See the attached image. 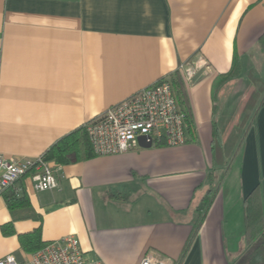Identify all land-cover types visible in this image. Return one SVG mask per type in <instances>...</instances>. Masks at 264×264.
Here are the masks:
<instances>
[{
	"label": "crops",
	"instance_id": "crops-1",
	"mask_svg": "<svg viewBox=\"0 0 264 264\" xmlns=\"http://www.w3.org/2000/svg\"><path fill=\"white\" fill-rule=\"evenodd\" d=\"M263 33L264 0H0L7 159L38 158L179 64L208 66L185 84L193 122L185 145L51 163L60 169L57 190L35 192L23 179L8 190L27 204L12 211L3 193L0 258L29 259L34 252L19 241L38 230L35 248L74 236L97 264H138L146 255L235 264L246 249L245 197L258 188L264 202ZM231 140L238 143L228 154ZM6 225L12 235H3Z\"/></svg>",
	"mask_w": 264,
	"mask_h": 264
},
{
	"label": "built area",
	"instance_id": "built-area-1",
	"mask_svg": "<svg viewBox=\"0 0 264 264\" xmlns=\"http://www.w3.org/2000/svg\"><path fill=\"white\" fill-rule=\"evenodd\" d=\"M200 63V64H199ZM199 60L179 64L177 72L190 85L199 70L207 69ZM168 78L136 92L100 116L84 124L85 135L92 154L97 157L117 156L138 146L143 137L151 146L179 147L189 142L186 115L181 110ZM59 168L43 158L7 159L0 155V196L26 179L35 192L57 190ZM0 264H97L87 259L74 236H67L47 244L19 262L13 256L0 258ZM138 264H164L163 260L146 255Z\"/></svg>",
	"mask_w": 264,
	"mask_h": 264
},
{
	"label": "trees",
	"instance_id": "trees-1",
	"mask_svg": "<svg viewBox=\"0 0 264 264\" xmlns=\"http://www.w3.org/2000/svg\"><path fill=\"white\" fill-rule=\"evenodd\" d=\"M258 48L262 51L264 55V33L261 34L258 40ZM234 74V71L226 75L225 80L230 79ZM172 86L173 92L178 102L177 105L180 106L181 110L185 113L187 121V133L190 135L193 130V122L191 119V112L188 102V97L186 93V86L181 78V75L176 71L170 77H167ZM224 81V80H223ZM264 87V85H263ZM262 88V87H261ZM261 93L264 92V89H261ZM246 124H244L245 126ZM84 125L63 136L55 144H53L47 152L43 154V158L52 163L53 165H66L73 162H77L82 159H88L93 156L91 148H89V143L85 135ZM229 144L226 146L228 154L232 153L236 147L237 141L234 140L228 141ZM214 147L218 150L220 148V140L215 136L214 138ZM227 154V155H228ZM5 192V204L7 208L12 211L14 208H20L26 205V199L24 196L17 197L13 190H6ZM4 192V193H5ZM260 191L258 188L252 190L245 197L244 200V241H245V251L242 255L236 260L235 264H264V202L262 199ZM214 190H209L201 200L197 208L198 221L197 226L200 225V221L208 211L212 200H213ZM31 216V215H30ZM33 217V216H31ZM1 231L4 236L12 235L14 232L11 225H6L1 228ZM39 240L38 230L32 234L25 235L20 238V245L24 251L27 252H36L44 248L49 243L40 244L35 248V245ZM35 248V249H34Z\"/></svg>",
	"mask_w": 264,
	"mask_h": 264
},
{
	"label": "water",
	"instance_id": "water-1",
	"mask_svg": "<svg viewBox=\"0 0 264 264\" xmlns=\"http://www.w3.org/2000/svg\"><path fill=\"white\" fill-rule=\"evenodd\" d=\"M151 143L150 142H146V139L143 138V137H140L138 139V145L140 148H143V149H148V148H151Z\"/></svg>",
	"mask_w": 264,
	"mask_h": 264
},
{
	"label": "rangeland",
	"instance_id": "rangeland-1",
	"mask_svg": "<svg viewBox=\"0 0 264 264\" xmlns=\"http://www.w3.org/2000/svg\"><path fill=\"white\" fill-rule=\"evenodd\" d=\"M263 93V92H262ZM233 153H234V151H233Z\"/></svg>",
	"mask_w": 264,
	"mask_h": 264
}]
</instances>
